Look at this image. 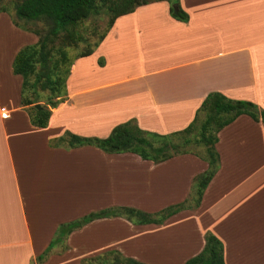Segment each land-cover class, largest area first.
<instances>
[{"label":"crops","instance_id":"1","mask_svg":"<svg viewBox=\"0 0 264 264\" xmlns=\"http://www.w3.org/2000/svg\"><path fill=\"white\" fill-rule=\"evenodd\" d=\"M179 5L187 22L172 18L166 1L117 17L93 52L74 61L66 100L45 128L20 106L22 78L12 73L19 49L7 64L15 101L4 97L0 67V264H80L108 251L144 264H186L203 250L206 232L222 243L224 264H264V125L246 115L218 133L219 169L197 209L161 224L98 219L37 261L60 225L111 207L156 213L183 202L208 168L192 154L156 164L50 141L65 132L103 139L131 120L169 135L185 129L211 93L264 111V0ZM0 26L13 39L38 40L8 13L0 12Z\"/></svg>","mask_w":264,"mask_h":264},{"label":"trees","instance_id":"2","mask_svg":"<svg viewBox=\"0 0 264 264\" xmlns=\"http://www.w3.org/2000/svg\"><path fill=\"white\" fill-rule=\"evenodd\" d=\"M1 1V0H0ZM166 1L172 18L187 22L188 15L180 8L179 0H107L102 2L111 13L107 29L87 51L71 58L67 49L85 41L77 31L80 25L91 16L101 14L97 0H22L15 4L13 13L0 5V12L8 13L14 26L21 28L17 20L37 21L45 19L52 23L48 34L41 36L38 31H27L36 35L35 44L22 47L12 62V73L22 78L20 106L26 111L30 122L38 128H45L51 110L66 100V79L74 61L90 55L104 39L114 20L140 6L153 2ZM65 34V36H63ZM57 44L53 45L54 41ZM46 95V96H45ZM44 99V104L40 102ZM39 104L40 108L35 105ZM246 115L264 125V111L247 101L231 100L219 93L209 94L196 111L193 121L182 131L169 135H157L140 130L131 120L115 126L106 138L80 137L65 132L61 137L50 141V145L64 148L93 146L107 154L134 153L143 160L161 163L175 156L192 154L208 164L203 173L197 175L191 184L187 198L178 204L168 206L156 213H146L130 207H111L90 212L87 215L58 227L49 246L37 261L42 262L50 250L73 231L105 218L120 217L132 224H161L169 217L183 211L197 209L208 184L219 169V156L215 145L218 133L237 117ZM201 119L198 134L193 129ZM177 140V141H175ZM203 147V153L189 149L190 146ZM203 250L186 264H224L223 245L210 232L204 235ZM63 249V248H62ZM80 264H144L125 258L116 251H108L87 258Z\"/></svg>","mask_w":264,"mask_h":264},{"label":"rangeland","instance_id":"3","mask_svg":"<svg viewBox=\"0 0 264 264\" xmlns=\"http://www.w3.org/2000/svg\"><path fill=\"white\" fill-rule=\"evenodd\" d=\"M21 1L22 0H1L0 5L6 7L11 13H13L15 4ZM105 1L107 0H97V4H99L102 8L100 15L91 16L89 19L84 21L80 25V27L77 28V31L85 41H83L82 43H78L73 48L67 49L68 55L71 58L80 54L81 52L90 49L98 40V38L105 33L109 20L111 19L110 17L112 16L111 13L106 10V5L102 3ZM17 23L21 27V29L25 31H38L41 33V36L47 35L52 27V23L45 19H40L37 21L17 20ZM63 36H65V34H63ZM13 37L15 36H11L10 34L8 35V33L4 32L2 26H0V67L2 68V76H4V97L6 99H9L11 102L16 100L17 94L14 91L16 79H9L8 81V79L6 78L8 77L7 64L9 58L16 49L20 50L23 46L31 45V40H29L28 38L13 39ZM57 42L58 40H55L53 45L57 44ZM43 101L44 99L42 100V102H40L41 105L44 104ZM200 123L201 119L197 122L195 128L193 129L194 136L198 134V127ZM189 149L197 153H203L204 150L203 147L194 145L190 146ZM58 250H62V248H59Z\"/></svg>","mask_w":264,"mask_h":264},{"label":"built area","instance_id":"4","mask_svg":"<svg viewBox=\"0 0 264 264\" xmlns=\"http://www.w3.org/2000/svg\"><path fill=\"white\" fill-rule=\"evenodd\" d=\"M2 117H3V118H5V117H6V112H4V113L2 114Z\"/></svg>","mask_w":264,"mask_h":264},{"label":"water","instance_id":"5","mask_svg":"<svg viewBox=\"0 0 264 264\" xmlns=\"http://www.w3.org/2000/svg\"><path fill=\"white\" fill-rule=\"evenodd\" d=\"M35 107H36V108H40V105H39V104H36Z\"/></svg>","mask_w":264,"mask_h":264}]
</instances>
